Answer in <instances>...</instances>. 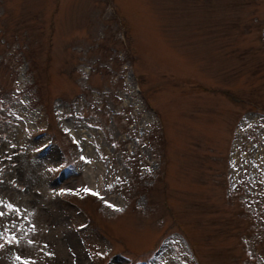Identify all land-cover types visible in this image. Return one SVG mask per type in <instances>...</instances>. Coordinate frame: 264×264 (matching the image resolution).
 <instances>
[{
  "label": "rangeland",
  "instance_id": "obj_1",
  "mask_svg": "<svg viewBox=\"0 0 264 264\" xmlns=\"http://www.w3.org/2000/svg\"><path fill=\"white\" fill-rule=\"evenodd\" d=\"M0 213V264H264V0H0Z\"/></svg>",
  "mask_w": 264,
  "mask_h": 264
},
{
  "label": "snow or ice",
  "instance_id": "obj_2",
  "mask_svg": "<svg viewBox=\"0 0 264 264\" xmlns=\"http://www.w3.org/2000/svg\"><path fill=\"white\" fill-rule=\"evenodd\" d=\"M83 191L86 192V193H90V194H92V195H97V196H99V193L93 191L92 189L84 188ZM101 198H102V197H101ZM8 207L11 208L12 206H11V205H8ZM0 215H3V213H0ZM18 259H19V257H18Z\"/></svg>",
  "mask_w": 264,
  "mask_h": 264
}]
</instances>
